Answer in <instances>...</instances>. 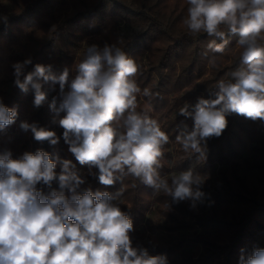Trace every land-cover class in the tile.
Listing matches in <instances>:
<instances>
[{"label":"clouds","instance_id":"obj_1","mask_svg":"<svg viewBox=\"0 0 264 264\" xmlns=\"http://www.w3.org/2000/svg\"><path fill=\"white\" fill-rule=\"evenodd\" d=\"M182 22L189 35L211 38L205 56H223L228 37L239 36L241 67L207 89L208 98L198 96L178 109V116L193 124L181 120L175 141L188 157L202 162L208 141L223 134L229 115L264 122V0H186ZM119 44L118 39L88 45L82 59L59 74L51 64L41 63L26 71L31 58L12 64L14 86L23 93L34 91V108L57 93L49 104L51 123L63 129L75 161L87 166L101 185L122 186L115 193L91 188L81 192L85 180L72 160L43 149L17 158L8 149L0 150V264H169L166 254L150 255L146 248L133 246L134 223L121 208L124 180L131 177L150 187L153 195L171 197L173 204L188 201L190 210L204 200L208 177L195 167L161 174L170 138L155 118L137 110L138 96L151 98L153 93L141 89L136 80L140 66ZM218 59L210 57L209 64L217 67ZM17 117V108L6 106L0 97V133ZM19 127L40 143L56 146L61 139L36 122L22 121ZM238 264H264V248L250 254L241 249Z\"/></svg>","mask_w":264,"mask_h":264},{"label":"trees","instance_id":"obj_2","mask_svg":"<svg viewBox=\"0 0 264 264\" xmlns=\"http://www.w3.org/2000/svg\"><path fill=\"white\" fill-rule=\"evenodd\" d=\"M3 1L8 7L0 1V97L6 106L17 108L18 117L0 133V150H10L13 158L37 149L58 153L61 160H72L84 178L79 191L91 188L115 193L121 183L101 185L68 151L63 129L51 123L54 113L49 104L57 93L49 94L42 107L34 108V91L30 88L23 93L14 86L12 64L31 58L26 71L41 63L51 64L59 74L78 63L88 45L103 46L119 39V46L140 66L137 83L153 93L151 98L138 96L137 110L155 118L170 138L161 174L195 167L208 177L202 187L206 196L194 210L188 201L173 204L171 197L153 195L150 187L126 178L121 208L134 223L133 246L146 248L150 255L166 254L169 264H238L241 249L250 254L254 248H264V122L229 115L223 134L208 141L207 159L202 162L195 155L188 157L175 141L181 120L189 127L193 124L190 118L178 116V109L198 96L208 98L207 89L226 78V72L241 67L238 35L228 37L223 56L211 52L205 56L211 38L187 33L182 22L186 0ZM120 24L134 26L138 32L124 35ZM214 55L219 58L215 68L209 64ZM22 121L56 131L61 137L59 144L35 141L30 131L19 127ZM60 167L58 163L57 172ZM52 187L58 189V184L53 182ZM44 191L49 189L44 187ZM152 210L158 219L145 223ZM139 227L147 238L144 244L139 242ZM197 228L203 233L185 234ZM191 247L199 250L197 255L185 251Z\"/></svg>","mask_w":264,"mask_h":264},{"label":"rangeland","instance_id":"obj_3","mask_svg":"<svg viewBox=\"0 0 264 264\" xmlns=\"http://www.w3.org/2000/svg\"><path fill=\"white\" fill-rule=\"evenodd\" d=\"M6 7H8V4L5 3L3 0H0ZM120 30L122 32V34H135L138 32V28L136 27H129V26H126L124 24H120ZM259 202L260 200L257 199ZM205 206V205H204ZM158 219V216L156 215V213L154 212V210H152L151 212H149L145 218V223H148L149 221H154ZM140 231V234L142 235V238L140 239V243L141 244H144L146 241H147V238H146V235L144 234V232L142 231V228L139 227L138 229ZM192 233H196V234H201L203 233V231H201L200 229H195L193 232H188V233H185V234H188V235H191ZM188 254H192V255H197V253L199 252V250H197L196 248H189L187 250H185Z\"/></svg>","mask_w":264,"mask_h":264}]
</instances>
